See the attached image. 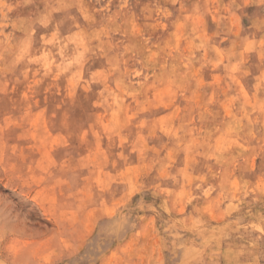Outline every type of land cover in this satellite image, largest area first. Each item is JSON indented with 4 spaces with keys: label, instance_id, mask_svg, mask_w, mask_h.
I'll return each mask as SVG.
<instances>
[{
    "label": "rangeland",
    "instance_id": "obj_1",
    "mask_svg": "<svg viewBox=\"0 0 264 264\" xmlns=\"http://www.w3.org/2000/svg\"><path fill=\"white\" fill-rule=\"evenodd\" d=\"M0 264H264V0H0Z\"/></svg>",
    "mask_w": 264,
    "mask_h": 264
},
{
    "label": "snow or ice",
    "instance_id": "obj_2",
    "mask_svg": "<svg viewBox=\"0 0 264 264\" xmlns=\"http://www.w3.org/2000/svg\"><path fill=\"white\" fill-rule=\"evenodd\" d=\"M241 6H243V5H241Z\"/></svg>",
    "mask_w": 264,
    "mask_h": 264
}]
</instances>
